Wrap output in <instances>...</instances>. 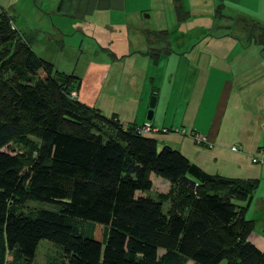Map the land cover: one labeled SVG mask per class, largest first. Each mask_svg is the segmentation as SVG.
Wrapping results in <instances>:
<instances>
[{
    "label": "trees",
    "instance_id": "obj_1",
    "mask_svg": "<svg viewBox=\"0 0 264 264\" xmlns=\"http://www.w3.org/2000/svg\"><path fill=\"white\" fill-rule=\"evenodd\" d=\"M75 89L0 11V264H33L43 240L59 264H264L240 205L257 181L206 174ZM151 175L166 194L145 195Z\"/></svg>",
    "mask_w": 264,
    "mask_h": 264
},
{
    "label": "crops",
    "instance_id": "obj_2",
    "mask_svg": "<svg viewBox=\"0 0 264 264\" xmlns=\"http://www.w3.org/2000/svg\"><path fill=\"white\" fill-rule=\"evenodd\" d=\"M212 9L235 15L245 41H219L205 24L176 20L196 22ZM0 10L31 48L74 51L68 69L40 58L74 79L80 103L128 127L150 123L157 132L146 137L206 174L257 181L250 203L240 205L254 222L249 241L264 253V53L256 46L264 0H0ZM151 181L157 193L169 191L168 182Z\"/></svg>",
    "mask_w": 264,
    "mask_h": 264
},
{
    "label": "rangeland",
    "instance_id": "obj_3",
    "mask_svg": "<svg viewBox=\"0 0 264 264\" xmlns=\"http://www.w3.org/2000/svg\"><path fill=\"white\" fill-rule=\"evenodd\" d=\"M130 3V2H128ZM1 11V10H0ZM213 11V12H211ZM209 12L205 13L206 17L202 19V17L197 18V21L194 22V18L191 19L189 16L184 14H177L176 20L184 22L185 25H206L208 29V37L215 38L219 41H226V42H232L231 39H236L237 41H245V39L241 36L240 33H237L236 31V20L238 19L235 15L227 14L226 16H220L219 14L215 13V9H212ZM181 13V12H180ZM12 18V16H11ZM12 19H15L14 17ZM149 24L152 23V21L148 22ZM153 25V24H151ZM16 26L18 27V22H16ZM260 31V30H259ZM159 39H164L160 33ZM163 34H165L163 32ZM240 35V36H239ZM196 34L194 32H189L190 39L192 37H195ZM195 39V38H193ZM262 45H259L256 43V46L259 48L258 50L260 53H264L263 48V42H264V32H259L258 39H257ZM33 52L38 56L41 57L47 61H53V63L56 65L58 62L62 63L61 66L65 69H68V63L67 60L74 54L73 50L71 48H65L63 55H58L57 52L54 49H47L44 47V43L39 46H32ZM86 52V51H85ZM60 53V52H59ZM76 53V57H79L81 54L78 52ZM228 57H231L229 54ZM83 56H81V60H83ZM62 61V62H61ZM160 64H162V60L160 61ZM151 99V98H150ZM150 102V100H149ZM161 147V145H159ZM16 151H20L19 148H15ZM155 179H161L160 177H157L153 175ZM151 179V178H150ZM165 181V180H164ZM158 183L154 182V189H152L151 192L146 193L145 195H148L150 197H154V193L157 194L156 189L158 188ZM26 207L28 209L31 208H38V209H46V210H55L56 208L54 206L41 204V203H28L26 204ZM164 210H167V204L164 205ZM159 254H162L160 252ZM62 260V251L60 248H57L56 246L52 245L48 241H41L38 249L35 254L34 262L33 264H59ZM190 264V263H189ZM219 264H226V261L223 260Z\"/></svg>",
    "mask_w": 264,
    "mask_h": 264
},
{
    "label": "built area",
    "instance_id": "obj_4",
    "mask_svg": "<svg viewBox=\"0 0 264 264\" xmlns=\"http://www.w3.org/2000/svg\"><path fill=\"white\" fill-rule=\"evenodd\" d=\"M72 96H75V94L73 93ZM136 131H137V133L139 135H148V134H151L153 132H157V130L154 129L150 124H145L142 127H138L136 129ZM162 132L165 133L166 131L165 130H162ZM176 132H178V131H176ZM182 133L184 134L185 131H183ZM196 140L201 143V142L204 141V138H202V137H196ZM233 150H235V149L233 148ZM252 162L253 163H259V161L257 159H253Z\"/></svg>",
    "mask_w": 264,
    "mask_h": 264
},
{
    "label": "water",
    "instance_id": "obj_5",
    "mask_svg": "<svg viewBox=\"0 0 264 264\" xmlns=\"http://www.w3.org/2000/svg\"><path fill=\"white\" fill-rule=\"evenodd\" d=\"M155 104H156V97L153 96V97H151L150 102H149V111L147 113V120L148 121H151L153 118V110L155 108Z\"/></svg>",
    "mask_w": 264,
    "mask_h": 264
}]
</instances>
